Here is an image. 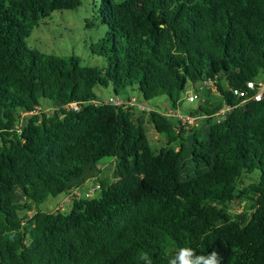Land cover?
<instances>
[{
    "label": "trees",
    "instance_id": "obj_1",
    "mask_svg": "<svg viewBox=\"0 0 264 264\" xmlns=\"http://www.w3.org/2000/svg\"><path fill=\"white\" fill-rule=\"evenodd\" d=\"M94 3L106 33L90 51L103 66L26 44L42 20L82 0H0V264H142L141 250L167 264L182 246L264 264V100L240 105L229 91L264 76V0ZM207 80L222 101L190 112L203 134L163 114ZM135 85L139 101H168L151 112L166 138L159 151L135 108L93 103L96 88ZM42 100L53 115L42 110L19 131ZM224 103L240 106L219 123ZM103 158L116 160L119 179L100 197L74 200L68 214L38 209L95 178Z\"/></svg>",
    "mask_w": 264,
    "mask_h": 264
},
{
    "label": "rangeland",
    "instance_id": "obj_2",
    "mask_svg": "<svg viewBox=\"0 0 264 264\" xmlns=\"http://www.w3.org/2000/svg\"><path fill=\"white\" fill-rule=\"evenodd\" d=\"M83 5L74 10H62L55 11L50 17L42 20L37 27L33 30L30 37L26 39L27 46L33 51H39L45 54H55L65 57H78L84 64L92 66H103L106 64V59L103 57L95 56L91 53L90 48L92 43H97L102 38L106 30L101 26L96 18L94 9L96 0H82ZM117 1V0H116ZM119 1V0H118ZM264 79V76H261ZM197 91V92H196ZM95 92L100 98H108L114 96V87L108 88L99 87L95 89ZM189 93H198L199 99L192 103H189L186 99ZM117 95L125 100H132L135 108L134 113L136 118L144 120L147 137L151 142L155 151H159L165 144V136L159 134L155 129L151 112L157 108L165 110L168 105V101L165 97L156 98L150 102L139 101L141 94L138 87H127L125 90L118 89ZM222 101L221 94L217 89H203L200 90V85H190L187 88V93L183 95L181 102L180 113L189 116L190 112L196 111L200 106L212 107L220 104ZM42 110L44 114L53 115V111L48 106L51 105L50 101H41ZM24 123L32 117L31 114H21ZM204 121H197L193 124L185 126V130L192 128L197 129L201 134L204 133L203 127ZM95 178L88 180L82 187L83 194L88 192L94 186H100L99 191L94 195V198H98L101 195V191L107 190L110 185L119 179V173L117 170L116 160L113 158H103L96 166ZM252 179L245 176L240 187L245 188L249 186ZM85 196V195H83ZM93 199V198H91ZM72 203L66 199V193L59 195L56 198H49L44 203L38 206V209L45 212L55 213L58 211L66 214L71 212ZM244 204H239L236 201L232 208V213H241L244 209ZM37 211L34 207L33 212H29L28 216L31 218Z\"/></svg>",
    "mask_w": 264,
    "mask_h": 264
},
{
    "label": "built area",
    "instance_id": "obj_3",
    "mask_svg": "<svg viewBox=\"0 0 264 264\" xmlns=\"http://www.w3.org/2000/svg\"><path fill=\"white\" fill-rule=\"evenodd\" d=\"M217 89L215 82L212 80H207L204 83L200 84V90L203 89ZM229 91L240 100V105H245L249 102H260L264 100V79H257L254 81L247 82L246 86L244 88H230ZM187 101L189 103H192L194 101H197L199 99L198 93H189L186 97ZM93 103L95 105H102V104H110L122 108L132 107L134 102L132 100H125V98H120L118 95L110 96L108 98H99L97 100H94ZM240 105H232L228 103H224L222 108L218 110L216 113V118L218 122H222L226 119L227 115L230 114L234 109H236ZM67 112L68 111H74L79 112L81 107L78 103H70L68 105H65L63 107ZM41 107H37L36 112H30L25 114H40ZM53 111V110H52ZM164 115L168 117H176L178 118L184 126H188L189 124H193L196 122V118L190 117L188 115H183L179 111L167 109L166 112H163ZM22 117V116H21ZM19 118V122L17 125V129L20 131L21 125L24 123L23 118ZM100 186H94L88 192L85 191L83 194V191L81 190V187H75L72 188L68 193H66V199L69 200V202H73L74 200L80 199V198H87L91 199L94 198V195L99 191ZM85 195V196H83Z\"/></svg>",
    "mask_w": 264,
    "mask_h": 264
},
{
    "label": "clouds",
    "instance_id": "obj_4",
    "mask_svg": "<svg viewBox=\"0 0 264 264\" xmlns=\"http://www.w3.org/2000/svg\"><path fill=\"white\" fill-rule=\"evenodd\" d=\"M138 259L142 264H153L148 252L141 250ZM167 264H223V257L216 250L201 254L190 246H182L175 249L174 254H169Z\"/></svg>",
    "mask_w": 264,
    "mask_h": 264
}]
</instances>
